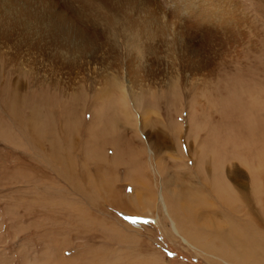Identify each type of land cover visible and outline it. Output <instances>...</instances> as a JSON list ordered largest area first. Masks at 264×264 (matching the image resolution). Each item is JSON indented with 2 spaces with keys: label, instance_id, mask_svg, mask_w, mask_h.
<instances>
[{
  "label": "rangeland",
  "instance_id": "1",
  "mask_svg": "<svg viewBox=\"0 0 264 264\" xmlns=\"http://www.w3.org/2000/svg\"><path fill=\"white\" fill-rule=\"evenodd\" d=\"M43 1L97 30L101 49L64 52L73 62L62 64L57 42L39 35L24 42L14 32L0 44V264H236L228 252L183 239L184 228L214 235L175 209L172 192L200 199L194 212L224 234L246 221L257 230L238 199L245 193L264 212V0H223L236 21L206 19L203 29L184 0H142L165 35L135 61V74L126 64L132 55L110 48L120 38L101 34L103 19L86 18L97 13L89 2ZM40 43L42 51L33 48ZM31 67L63 80L64 94L30 83ZM105 73L124 77L137 97L128 105L115 90L108 103L97 98ZM14 81L23 83L18 93ZM142 198L148 204L136 205ZM225 239L214 236L211 245Z\"/></svg>",
  "mask_w": 264,
  "mask_h": 264
},
{
  "label": "bare ground",
  "instance_id": "2",
  "mask_svg": "<svg viewBox=\"0 0 264 264\" xmlns=\"http://www.w3.org/2000/svg\"><path fill=\"white\" fill-rule=\"evenodd\" d=\"M179 1H183V0H179ZM184 1L186 2V7L189 8V11L192 10L190 15L195 14L194 16H191V17L193 21L195 22V24L198 26L203 25L202 22H205L204 20L206 19H209V21H206L207 23L211 22L214 26H216L214 21H216L218 25H221L224 21L226 22L225 24H227L229 21H232L233 23L237 19V16H233V14L230 15L227 13L228 10L224 7L225 5L223 4V0H184ZM86 2H89L92 9L95 12H97L86 18L88 20H90V17L99 18V19L101 18L105 22V24H103L102 33L101 32L100 33L108 34V35H112L113 37L120 38L118 41H116V46H113L114 44H110V46L112 45V47L110 48L113 50V47L115 48L118 47L119 49L121 48V50H126L128 55H132V57H133L132 52L136 53L135 56L133 58L131 57L130 60L126 57L128 61L126 64L128 65L130 72L135 74L136 70H134L133 68V65L135 66L134 64L135 61L137 62V59L141 58L142 56L141 54L143 53H147V52L152 53L153 52L151 51L152 46H150V44H152L151 42L155 41V39L158 36L164 37L165 35L163 34L165 32L162 31L163 25L160 19L151 10L153 6L150 3L144 2L143 4L142 0L141 1L139 0H86ZM229 3H231L230 5L232 8L235 7V3H233L232 1L231 2L229 1ZM39 4L44 5V6L39 7L38 6ZM46 5L48 4L44 3L43 0H0V44L9 41V37L14 32H18V34H20L23 37V39H25L24 42L27 41L28 37H31V36L33 37V35L37 37L40 36V38L44 37L47 39H51L57 42L58 46H56L55 49L57 48L56 52L59 54L55 55V57L60 59L59 62L62 64L65 59H66V63L72 64L71 62H73V60H71L68 57H65L63 59L62 54L64 52H69L71 56L78 54L81 57L83 53L92 52V51L94 52V51H97L98 49H101L100 47H98L97 39L99 37H98L97 30L91 29V33H88L86 30V26H83V25L80 26L78 24H74L75 21L73 20V16L71 15V13H69L70 11L66 12L64 9L58 10V9H55L56 7L53 9L51 6L46 7ZM176 5L178 6V3L175 4L174 6ZM178 10L180 9L178 8ZM11 11H16L19 14L17 16L13 14H6ZM138 15L143 16V17H138ZM24 18L26 20H24ZM199 19H200V23H199ZM204 27L205 26L203 25L202 29ZM100 28H99V31H100ZM203 33H204L205 39L210 36L209 32H206L205 30H203ZM27 43L30 44L29 42ZM118 44L120 45L118 46ZM40 45L41 43L38 44L36 48L35 47L33 48L37 49V51H42ZM46 45L48 46V44ZM1 48L2 47L0 45V49ZM1 55L2 54L0 52V58H1ZM59 55L61 56L60 58H59ZM137 55L139 57L136 58ZM94 57L95 56H92V58ZM10 59H12L17 64L14 70L18 71L19 67H22L18 59H16V56L11 57ZM202 64L203 63H201V65ZM204 67L205 66L201 67L200 65H197V66L190 65V69L191 70L194 69L198 73H200ZM28 73L34 78V80H32L30 83H35V84L38 83V85L41 84L44 86L49 85L50 87L56 86L58 87L59 92H62L64 94V81L63 80L58 81L59 78L52 77L48 71L43 70L41 73L36 68L31 67L28 69ZM169 76L170 74L168 75V77ZM102 77H103L102 78L103 82H102V86L97 90V93H98L97 98L101 100L103 99V101H106L105 103L110 102L111 95L109 98L107 97V95L109 93L112 94L113 90L118 92L119 100H121L122 104L124 103L128 105V101L129 99H131V97H134V98L137 97L136 96L137 93L135 95L133 92L128 90L127 86H125L126 84L124 85L123 83V80H125L123 79L124 77L119 76V75H110L107 73H105ZM13 83L14 84H12V86L14 88V92L18 93V91L21 90L23 83L20 81L19 82L14 81ZM206 84L207 82L206 83L204 82V83H201L200 85L206 86ZM174 86H176L175 83L172 84L171 87L174 88ZM160 87H163L162 84ZM143 88H146V87H143ZM204 89H206V87ZM15 96H19V95L15 94ZM144 112L145 114H147L149 112V108L144 109ZM149 152L150 154H153L154 151L150 149ZM64 161L68 162V159H65ZM236 172L238 171H235V173L233 174V180L235 181H237L239 177V173H236ZM172 194L177 204V206H175V209L178 208L181 215L185 214V215L191 216L193 218V221H195V223L198 224V226H200L199 228H202V232L203 231L205 232V230H208L209 233L213 232L212 234L214 236H220L223 238H227V240L225 239V243H224L225 246H221L220 248L213 247L214 245L212 246L211 242L214 236L212 237H210V235L203 236L198 232H194L192 234L190 232L193 231L194 227L192 229L184 228V234L186 233L185 234L186 237L184 238V240L188 244L194 245L195 247L196 245H198L199 246L198 249H202L201 246L203 245V246L211 247L212 251L217 250L223 254L228 252L229 253L228 256L231 257L232 261H234L236 264H264V250L262 249L264 245V237H263L264 234L263 233L261 234V232H259L260 228L264 230V216H263L264 212L263 210L261 211V208L259 210L253 209L251 207V200L245 195V193L239 194L238 203H239V206L243 205L247 207L245 211L249 214L251 213L250 214L251 219L255 223V225H257L255 226L257 230L256 232H254L253 231L254 227L251 228L250 230L249 228H246V226L248 227L247 221H246L247 225H244L242 229L240 228L236 229L234 227V224L232 223L229 225L230 234H224L222 230L225 227L224 225H223L224 227L220 229L219 225H217L216 223L212 221L204 220L203 218H201L200 215L197 214V212H194L195 208L198 207L197 206L198 204L195 201L200 202V199L198 198L194 199L191 196H187L184 193V191L181 190V188L179 189L177 188V191L173 190ZM161 197L162 195L158 196L159 198L158 203H160L162 208L164 209V212L166 213L165 216L169 219V222L173 224L172 225L173 231L177 233V230L175 228L176 225H175V222L173 221L174 219L172 220V218L167 216V209H166L167 205H165V202L163 199H160ZM227 198L228 197L223 196L222 199L227 200ZM258 198H259L258 200L260 201L261 198L260 197ZM134 201L136 205H139L140 202L148 204V202L144 201L143 198L142 200L135 199ZM238 203L236 206H238ZM261 205H262V208H264V202L261 203ZM226 219L229 220L230 222L232 220L228 218ZM233 220H236V218H234ZM191 223L190 225H192ZM211 224H212L211 226L212 231H210L209 229ZM247 237H249L248 240L246 239ZM240 246L241 248H239ZM197 251H200V250H197Z\"/></svg>",
  "mask_w": 264,
  "mask_h": 264
},
{
  "label": "crops",
  "instance_id": "3",
  "mask_svg": "<svg viewBox=\"0 0 264 264\" xmlns=\"http://www.w3.org/2000/svg\"><path fill=\"white\" fill-rule=\"evenodd\" d=\"M169 221V220H168ZM183 239H184V237H183Z\"/></svg>",
  "mask_w": 264,
  "mask_h": 264
}]
</instances>
